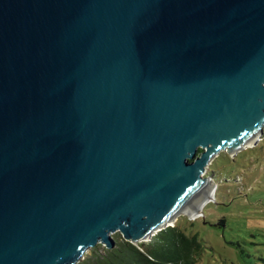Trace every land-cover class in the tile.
Listing matches in <instances>:
<instances>
[{
	"label": "water",
	"instance_id": "water-1",
	"mask_svg": "<svg viewBox=\"0 0 264 264\" xmlns=\"http://www.w3.org/2000/svg\"><path fill=\"white\" fill-rule=\"evenodd\" d=\"M263 131L264 0H0V264L203 219Z\"/></svg>",
	"mask_w": 264,
	"mask_h": 264
},
{
	"label": "rangeland",
	"instance_id": "rangeland-1",
	"mask_svg": "<svg viewBox=\"0 0 264 264\" xmlns=\"http://www.w3.org/2000/svg\"><path fill=\"white\" fill-rule=\"evenodd\" d=\"M204 175L214 184V202L201 209L203 219L177 217L184 232L195 235L201 247L198 264H264V131L255 145L233 156L219 152ZM112 237L122 239L119 232Z\"/></svg>",
	"mask_w": 264,
	"mask_h": 264
},
{
	"label": "trees",
	"instance_id": "trees-1",
	"mask_svg": "<svg viewBox=\"0 0 264 264\" xmlns=\"http://www.w3.org/2000/svg\"><path fill=\"white\" fill-rule=\"evenodd\" d=\"M179 222L158 231L147 243L135 245L119 239L113 248L97 244L77 264H198L201 247Z\"/></svg>",
	"mask_w": 264,
	"mask_h": 264
},
{
	"label": "bare ground",
	"instance_id": "bare-ground-1",
	"mask_svg": "<svg viewBox=\"0 0 264 264\" xmlns=\"http://www.w3.org/2000/svg\"><path fill=\"white\" fill-rule=\"evenodd\" d=\"M211 188H214V186H212ZM212 199H213V194H212ZM205 204H206V203H205ZM205 204H203V206H204ZM203 206H202V208H203ZM202 208H201V209H202Z\"/></svg>",
	"mask_w": 264,
	"mask_h": 264
}]
</instances>
